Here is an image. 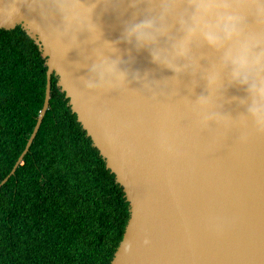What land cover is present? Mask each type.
Segmentation results:
<instances>
[{"label": "water", "instance_id": "obj_1", "mask_svg": "<svg viewBox=\"0 0 264 264\" xmlns=\"http://www.w3.org/2000/svg\"><path fill=\"white\" fill-rule=\"evenodd\" d=\"M104 38L116 40L123 15L97 8ZM22 12L40 21L37 12ZM58 22V21H56ZM21 26L39 47L47 66L42 109L26 146L0 187L22 163L49 108L51 77L68 98L71 111L115 175L129 203V218L110 264H264V134L253 133L239 142L240 130L211 123L201 127L191 110V99L206 91L204 81L189 91L192 77L175 78L153 64L146 50L121 55L133 58L131 67L148 70L157 81L152 89L133 81L128 88L88 89L85 66L93 45L67 51L51 32L34 22ZM80 39H86L85 34ZM209 57L201 61L207 64ZM90 63V59L88 61ZM229 87L226 95H243ZM236 115L242 109L226 103ZM166 132L173 151L161 147Z\"/></svg>", "mask_w": 264, "mask_h": 264}, {"label": "trees", "instance_id": "obj_2", "mask_svg": "<svg viewBox=\"0 0 264 264\" xmlns=\"http://www.w3.org/2000/svg\"><path fill=\"white\" fill-rule=\"evenodd\" d=\"M45 58L21 26L0 29V183L42 109ZM39 130L0 187V264H110L129 218L115 175L51 77Z\"/></svg>", "mask_w": 264, "mask_h": 264}, {"label": "clouds", "instance_id": "obj_3", "mask_svg": "<svg viewBox=\"0 0 264 264\" xmlns=\"http://www.w3.org/2000/svg\"><path fill=\"white\" fill-rule=\"evenodd\" d=\"M98 7L119 15L132 9L116 40L104 38ZM22 9L37 12L41 22L29 19ZM22 20L51 32L67 51L93 45L85 65L88 89H136L129 87L136 81L151 90L154 82L188 74L190 92L200 81L205 83V92L195 99L187 96L201 127L214 123L240 130V143H247L253 133L264 134V0H0V27ZM121 43L130 46V54L146 50L153 64L172 75L156 80L148 70L132 68L133 58L122 57ZM208 53L212 57L202 64ZM229 87L244 94L228 96ZM233 102L242 109L236 115L224 110ZM159 142L173 151L166 132Z\"/></svg>", "mask_w": 264, "mask_h": 264}]
</instances>
